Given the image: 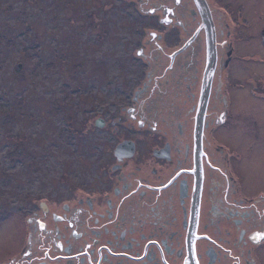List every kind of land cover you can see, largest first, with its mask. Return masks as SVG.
Segmentation results:
<instances>
[{"label": "flooded vegetation", "instance_id": "obj_1", "mask_svg": "<svg viewBox=\"0 0 264 264\" xmlns=\"http://www.w3.org/2000/svg\"><path fill=\"white\" fill-rule=\"evenodd\" d=\"M127 1L141 15L148 7L149 37L138 42L128 101L117 121L94 118L106 138L90 174L40 200L23 218V244L0 264H264V195L248 196L237 167L251 132L239 130L233 68L264 14L243 0H205L216 55L197 125L207 61L196 1Z\"/></svg>", "mask_w": 264, "mask_h": 264}, {"label": "rangeland", "instance_id": "obj_2", "mask_svg": "<svg viewBox=\"0 0 264 264\" xmlns=\"http://www.w3.org/2000/svg\"><path fill=\"white\" fill-rule=\"evenodd\" d=\"M243 1L264 14V0ZM147 8L141 15L127 0H0V262L18 252L23 218L40 200L64 194L85 168L90 174L106 138L94 118L115 120L128 101L138 42L149 38ZM263 17L254 16L240 43L245 58L233 61L243 85L235 88L239 130L251 132L237 167L250 197L264 195V144L252 139L255 125L264 140Z\"/></svg>", "mask_w": 264, "mask_h": 264}, {"label": "water", "instance_id": "obj_3", "mask_svg": "<svg viewBox=\"0 0 264 264\" xmlns=\"http://www.w3.org/2000/svg\"><path fill=\"white\" fill-rule=\"evenodd\" d=\"M197 3L198 8L200 9L201 13V19L203 21L202 25L204 26V29L206 30V66L204 69V77H203V87H202V97L199 101V108H198V117H197V125H200L201 119H202V113L206 106V100L208 95V89L210 86V80L213 74V69L215 66V32L213 29L212 21L210 19V12L209 9L206 6L205 0H195ZM262 38V44L264 46V33L261 35ZM201 127L199 128L198 135L200 134Z\"/></svg>", "mask_w": 264, "mask_h": 264}, {"label": "trees", "instance_id": "obj_4", "mask_svg": "<svg viewBox=\"0 0 264 264\" xmlns=\"http://www.w3.org/2000/svg\"><path fill=\"white\" fill-rule=\"evenodd\" d=\"M15 145V147H16V150H18V149H20L21 148V146H22V144H20L18 141H17V143L16 144H14ZM15 150V149H14ZM21 152V151H20ZM20 152H17L16 151V154L17 155H20ZM3 219V218H2Z\"/></svg>", "mask_w": 264, "mask_h": 264}]
</instances>
